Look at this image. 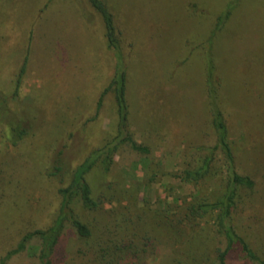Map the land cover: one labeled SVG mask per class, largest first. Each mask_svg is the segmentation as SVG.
Returning <instances> with one entry per match:
<instances>
[{
  "label": "rangeland",
  "instance_id": "rangeland-1",
  "mask_svg": "<svg viewBox=\"0 0 264 264\" xmlns=\"http://www.w3.org/2000/svg\"><path fill=\"white\" fill-rule=\"evenodd\" d=\"M104 1L127 73L129 131L150 153L122 144L109 170L99 161L86 174L102 205L87 210L75 200L70 208L92 235L79 238L65 222L52 264H215L225 243L215 215L186 220L189 204L215 200L229 181L211 119L209 48L235 168L254 181L240 190L231 224L264 259V0ZM116 64L87 0H0V97L29 130L12 146L0 123V260L59 216L55 167L71 172L116 136L114 94L105 93ZM210 154L205 178L182 179ZM40 249L34 239L7 264H41ZM227 264L252 263L232 252Z\"/></svg>",
  "mask_w": 264,
  "mask_h": 264
},
{
  "label": "trees",
  "instance_id": "trees-1",
  "mask_svg": "<svg viewBox=\"0 0 264 264\" xmlns=\"http://www.w3.org/2000/svg\"><path fill=\"white\" fill-rule=\"evenodd\" d=\"M96 13L102 19L104 28V38L108 48L114 50L117 56V64L115 66L114 75L111 82L105 90V93L112 91L115 98L118 128L116 136L108 141L103 147L93 151L82 163H80L71 172L64 170V166L60 164L55 167L52 176H57L61 187L59 192L62 195L60 213L53 224L47 229H38L26 233L17 246L8 251L0 260V264H7L12 256L25 251L30 242L39 239L41 242L40 261L41 264H52L51 257L55 247L58 244L61 233L65 227V222H69L72 230L79 238H90L92 232L88 224L84 223L70 208L72 202L77 200L81 206L87 210L99 209L102 202L93 196V189L86 180V174L98 163H102L105 170H109L113 155L122 144H128L134 151L149 154L150 148L146 145L138 143L129 131V105L127 101V73L122 60L120 50V40L115 27L114 17L107 3L104 0H87ZM240 0H236L239 2ZM233 6L228 5L227 8L219 15L217 24L208 44L211 47L213 38L229 20L232 14ZM27 59L23 63L18 79L16 82L15 95L18 94L22 77L25 74ZM216 66L211 49L207 53V78L206 84L208 88L209 105L211 119L214 129L217 133L218 147L223 151L229 169V181L226 190L215 200L209 201L201 199L199 202L191 203L187 206L186 220L194 221L195 219L206 217L207 215H215L216 226L219 234L224 239L223 246L216 248L215 264H227L228 257L232 252H240L243 257L252 264H264L262 259L250 247V245L236 232L231 224V215L237 206L240 190L252 189L254 181L246 175L237 172L235 168V160L233 151L228 140V131L224 118V114L219 107L218 82L215 78ZM8 99L0 97V123L5 130V137L10 145L15 146L29 134L28 128L22 123L16 122L12 111L8 107ZM101 105V100L98 104ZM212 164V155L206 156L202 164L197 168H189L183 171L181 177L188 182L198 183L210 173ZM68 179L66 183L64 180Z\"/></svg>",
  "mask_w": 264,
  "mask_h": 264
}]
</instances>
